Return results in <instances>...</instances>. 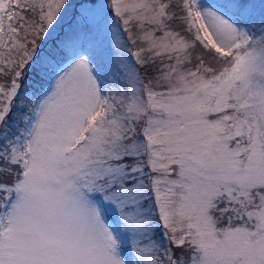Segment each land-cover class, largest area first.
Returning <instances> with one entry per match:
<instances>
[{
	"label": "snow or ice",
	"instance_id": "snow-or-ice-1",
	"mask_svg": "<svg viewBox=\"0 0 264 264\" xmlns=\"http://www.w3.org/2000/svg\"><path fill=\"white\" fill-rule=\"evenodd\" d=\"M0 264H264V0H0Z\"/></svg>",
	"mask_w": 264,
	"mask_h": 264
}]
</instances>
